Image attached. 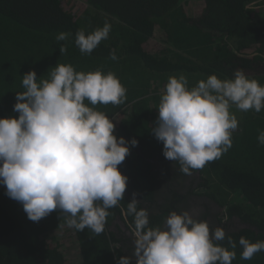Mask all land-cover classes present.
I'll use <instances>...</instances> for the list:
<instances>
[{"label":"trees","instance_id":"1","mask_svg":"<svg viewBox=\"0 0 264 264\" xmlns=\"http://www.w3.org/2000/svg\"><path fill=\"white\" fill-rule=\"evenodd\" d=\"M105 21L111 24L109 37L90 54L82 53L76 32H91ZM61 32L70 35L58 41ZM112 50L116 60L110 58ZM60 63L77 71H112L126 87L125 103L95 108L115 119L117 137L138 140L118 168L128 176L127 195L150 197L155 176L147 158H165L163 143L151 130L168 78L183 73L192 87L209 75L228 79L242 69L264 85V0H0V117L18 116L13 106L16 92L24 91L26 72L34 69L38 79L47 78ZM237 119L231 148L198 170L196 192L213 197L224 215L236 211L255 227L231 231L218 242L229 249L228 236L236 242L232 264H264V251L244 260L239 244L241 236L264 240V144L257 139L264 131V109L239 111ZM130 200L125 195L108 209L104 231L95 234L67 227L59 211L31 221L0 185V264H117L130 254L114 222L135 233Z\"/></svg>","mask_w":264,"mask_h":264},{"label":"clouds","instance_id":"2","mask_svg":"<svg viewBox=\"0 0 264 264\" xmlns=\"http://www.w3.org/2000/svg\"><path fill=\"white\" fill-rule=\"evenodd\" d=\"M110 31L107 21L91 32L79 29L75 44L90 54ZM69 35L61 32L56 39ZM66 51L62 45L60 52ZM110 58H118L115 50ZM22 87L13 106L18 116L0 117V185L33 222L59 211L67 227L102 233L108 209L125 196L128 176L118 166L138 140L117 137L115 119L95 106L125 103L126 87L112 71H77L71 63L56 64L47 78L38 79L31 69L23 75ZM233 106L260 112L264 85L242 69L228 79L209 75L192 87L185 74L170 76L151 130L163 143L164 157L178 162L186 175L219 159L231 148L232 133L238 128ZM257 139L264 144V131ZM138 204L133 192L127 212L134 216L136 264H232L236 242L228 236L231 250L218 243L226 237L223 227L210 230L206 220L188 210L171 211L163 228L150 227L148 210L138 209ZM239 244L244 260L264 251V240L252 242L241 236ZM131 260L120 256L117 264Z\"/></svg>","mask_w":264,"mask_h":264},{"label":"flooded vegetation","instance_id":"3","mask_svg":"<svg viewBox=\"0 0 264 264\" xmlns=\"http://www.w3.org/2000/svg\"><path fill=\"white\" fill-rule=\"evenodd\" d=\"M151 164V172L154 173L155 183L152 194L149 197L137 194L140 208H146L149 212L150 220L153 224L165 227L164 221L171 211L182 212L184 210L190 213L198 220H206L210 226V230L216 227H223L226 234L241 228H255L248 221L241 218L236 211L226 216L218 202L209 195L198 194L196 192L199 184L200 172L192 171L191 175H186L177 166L166 158L158 156L147 158ZM125 195L132 199V195L125 192ZM160 219H156L158 218ZM119 223L122 232L117 233V237L121 238L120 242L124 243V251L134 259V231L127 225ZM113 227V226H112ZM113 230L116 229L113 227Z\"/></svg>","mask_w":264,"mask_h":264},{"label":"rangeland","instance_id":"4","mask_svg":"<svg viewBox=\"0 0 264 264\" xmlns=\"http://www.w3.org/2000/svg\"><path fill=\"white\" fill-rule=\"evenodd\" d=\"M234 113H235V115L238 117V112H239V110H237L234 106H233V108L231 109ZM233 201L234 202H237L238 200L236 199V198H233Z\"/></svg>","mask_w":264,"mask_h":264},{"label":"water","instance_id":"5","mask_svg":"<svg viewBox=\"0 0 264 264\" xmlns=\"http://www.w3.org/2000/svg\"><path fill=\"white\" fill-rule=\"evenodd\" d=\"M122 225H125L124 222H122Z\"/></svg>","mask_w":264,"mask_h":264}]
</instances>
